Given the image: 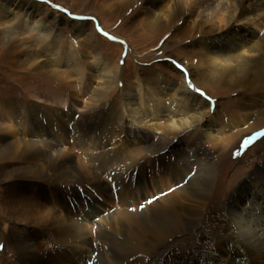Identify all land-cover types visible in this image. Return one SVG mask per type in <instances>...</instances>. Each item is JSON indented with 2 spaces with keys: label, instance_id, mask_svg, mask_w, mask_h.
<instances>
[{
  "label": "bare ground",
  "instance_id": "obj_1",
  "mask_svg": "<svg viewBox=\"0 0 264 264\" xmlns=\"http://www.w3.org/2000/svg\"><path fill=\"white\" fill-rule=\"evenodd\" d=\"M139 1L146 4L145 19L149 17L152 29L160 25L159 30H170L181 17L176 31L185 38L198 34L187 47V52L197 55L190 63L185 61L188 69L174 60L168 64L179 74L177 82L162 73L149 74L148 80L134 74L137 95L126 90L118 110L107 101L113 82L119 79L118 67L102 63L99 72L104 74L103 80L85 104L89 124L71 122L68 117L77 115V105L71 99L76 93H37L36 100L45 108H34L43 113L15 109L9 114L7 106L2 108L1 116L7 124L0 126V161L9 160L5 166L13 163L15 176L22 180L19 184L26 186V179H30L32 187L18 191L17 178L2 186L1 212L11 222L36 226L42 235L38 240L33 232L35 236L24 245L14 230L0 231L11 245L9 264H87L92 253H98L101 264H264V163L221 201L207 224L206 211L218 203L212 197V188L223 171L218 162L212 161L200 137L213 135L218 140L227 122L217 110L210 112L211 105L196 89L198 84L232 89L236 98L226 103L243 111V116L257 105L264 106L254 97L257 92L264 93V35L259 34H264V0L125 3L131 6ZM12 3L3 0L0 4L8 6L13 17L21 13L25 23L42 14L43 6L36 2H32L33 9ZM65 18L72 26L83 28V23ZM53 29L46 26L38 42L48 39ZM10 37L5 34L9 42ZM45 46L49 50L52 45ZM16 54L2 52L0 58L6 60ZM24 54L28 68L42 70L43 61H38L41 56L37 52L28 50ZM49 55L53 64L61 61L59 51ZM66 60L65 68L82 81L85 69ZM44 72L56 73L52 69ZM53 103L59 107L49 115ZM65 107L67 111L62 110ZM42 117L47 123L41 121ZM157 130L160 134L154 133ZM11 136L14 141H9ZM165 136L178 137L175 144L168 145ZM244 141L245 146L250 145V140ZM151 142H156L159 150L168 151L147 161L140 145ZM229 179L234 182L236 176ZM14 182L16 186L11 187ZM107 182L129 207L97 222L94 219L99 212L82 195L85 192L95 200L90 191L106 194ZM86 223L97 228L98 247H88ZM198 227L210 233L203 247L179 253L165 251L173 241L185 239ZM102 246H106L104 250ZM64 249L69 252L67 256Z\"/></svg>",
  "mask_w": 264,
  "mask_h": 264
},
{
  "label": "rangeland",
  "instance_id": "obj_2",
  "mask_svg": "<svg viewBox=\"0 0 264 264\" xmlns=\"http://www.w3.org/2000/svg\"><path fill=\"white\" fill-rule=\"evenodd\" d=\"M2 1L3 0H0V3ZM12 1L13 5L19 3L20 5L23 4L25 8L29 7L30 9H33L32 2H36L42 5L43 9L42 14L34 15L35 20L33 19L29 23H25L21 13L13 17V12L9 11L8 6H1L2 4H0V53L2 54V52L10 51H15L17 53L15 57L6 58V60L3 59V57L0 58V126L7 124L5 122L6 120H3L1 116L3 107L7 106L6 110L9 114H12L15 109L25 110V112L27 109H30V112L43 113V111L39 110L38 112L34 108L36 107L39 109V106L45 108L44 104L36 100V95L37 93L49 92L52 90H58L57 92L62 91L68 95L76 93L77 96L71 97V99L77 105V115L69 114L68 117H70L71 122L73 120L74 122L89 124L88 122L90 121L87 120V107H85V104L87 100L93 96V91L95 93V91L98 90V85L103 80L104 74L99 71L104 63L112 68L115 66L118 67L117 75L119 79L116 83L113 82L107 96V101L112 105L113 109L118 110L119 108L121 109L126 90H128L131 95H137L139 87L137 82L135 83L133 79L134 74H138L141 78L148 80L150 78L149 74L162 73L177 82L180 81L179 74L172 71L168 64L174 60V62L181 63L188 69L186 63H190L197 55L195 52H193V54L187 52L189 50L187 47L198 38V34H192V36L186 37V39L185 37H181L176 31V29L179 30V25L182 21L181 17L176 20L174 26L171 27L170 30L167 28L159 30L161 27L160 25L152 29V27L149 26V17L145 19L146 4L142 1L131 6L127 5L125 0ZM166 2L167 0H165L162 5H165ZM11 7L12 6H10V8ZM65 17L69 18L68 20L83 23V28L72 26L70 23L65 22ZM34 22L36 25H33ZM52 22H54V24ZM49 25L50 27L54 26L49 38L38 42L42 30ZM5 34L11 36L10 42L9 39L5 38ZM259 34L264 35L263 32H259ZM47 43L48 45H52L49 50L45 46ZM28 50H34L37 52V55L41 56L38 61H43L42 70L28 68V64L26 63L27 56L24 54ZM51 50L52 52L59 51L62 58L58 64H53L51 62V56L49 55L52 53ZM48 56L50 57L47 58ZM63 59H68L66 61H72L73 64H80V66L85 69L86 76L82 81H79L71 70L65 68ZM8 62H10V64H8ZM12 62H15V66L11 64ZM94 68L98 69V72H93ZM44 69H52L56 73L51 75L46 74L45 72L43 73ZM198 85H196V89L199 93L202 92L204 94V98L211 105L210 112L212 113L213 110H217L220 115L224 116V123L227 122V127L224 128V132L219 134L222 137H216L218 140L215 139L213 135L207 136L206 134H202L203 130L200 132L203 138L201 139L200 137L202 146L209 151L212 161L215 163L218 162L221 165L220 168L223 171V174L219 175V180L216 179L217 181H215L212 188V193H214L212 197L218 201V203L214 208L206 211L207 224H210L211 220L214 218V212L217 207H219L221 201H224L227 195L243 182L253 169L264 163V106L259 107L260 105H257L255 109L250 110V113L248 112L247 116H243V111L237 108L235 109L233 106L229 107V104L226 103L232 98H236L235 91H232V89L220 90L218 87H214V85ZM254 97L258 102L261 101L262 104L264 103V93L261 94L257 92ZM56 107L58 108L59 104L56 105L53 103V106L50 107L52 110L48 112L49 115ZM65 109L66 107L62 110ZM28 115L32 114L30 113ZM80 116L84 121H82L81 118L78 119ZM41 121L47 123L45 117H42ZM156 123L159 124L158 122ZM141 130L150 133L144 127H141ZM213 130H215V127ZM70 131L72 133L74 130L70 128ZM154 133L160 134V131L157 130L154 131ZM210 133L215 134L212 132ZM165 137L168 140V145H173L177 141L178 136ZM9 138V141H14V137L11 136ZM246 139L251 141H249L250 145L248 146H245L243 143ZM68 142L71 144L72 140ZM156 144V142H151L147 145H140L143 151L142 154L145 155L147 161H150L161 151V153L168 151V148H165L164 151L162 149L159 150ZM7 162H9V160L2 161L1 159L0 161V190L8 186L5 184L11 179L14 180L17 178L16 180L18 181L16 182L18 184L19 181H22L15 176L17 171L13 170L15 167L12 166L13 163H10L8 166L4 165ZM214 170L213 168V173ZM234 175L236 179L234 182L230 181L229 178L231 176L233 178ZM26 180V186L22 183L19 184L18 191H24L32 187L30 179ZM16 182L12 183L10 186H16ZM107 184L109 188H107L108 186L105 187L106 194L99 192L93 193L90 191L95 200H92L91 197L89 198V195H86L83 191V198H86L88 202L92 204L93 208L99 212V215L95 216L94 219V221L97 222L99 218L101 220V218H106L110 216L111 213L113 214L114 211L117 213L129 207V205H126V202H122L113 184L109 182H107ZM73 218L75 217L73 216ZM19 222H11L5 219L0 206V223H2L0 225V231L14 230L20 238L18 241L24 245H27L26 240L28 238L35 236L33 232L36 236L38 234L37 237L35 236L36 239L39 240L42 238L36 226ZM96 229L94 224H85V237L89 242V248L99 246L97 243L99 237L97 236ZM107 230L109 229L107 228ZM209 238V230L198 227L193 234L187 235L185 239L173 241L165 251L170 250L174 253H179L189 248L203 247ZM105 247L106 246H102V249L104 250ZM0 253L2 254L0 256V264H9L8 260L12 256L11 245L8 240L1 236ZM68 253L69 252L64 249V256H67ZM97 254L98 253H92V257L90 260L88 259V263L101 264L102 259H98ZM62 256L63 255L60 256L61 261L63 259Z\"/></svg>",
  "mask_w": 264,
  "mask_h": 264
}]
</instances>
